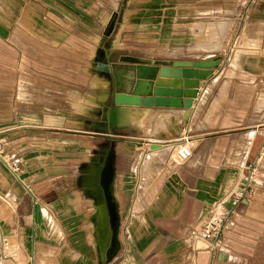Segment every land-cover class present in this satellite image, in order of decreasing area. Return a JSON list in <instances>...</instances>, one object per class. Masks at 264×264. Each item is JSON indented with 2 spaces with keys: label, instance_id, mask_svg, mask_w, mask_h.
I'll use <instances>...</instances> for the list:
<instances>
[{
  "label": "crops",
  "instance_id": "crops-1",
  "mask_svg": "<svg viewBox=\"0 0 264 264\" xmlns=\"http://www.w3.org/2000/svg\"><path fill=\"white\" fill-rule=\"evenodd\" d=\"M256 2L264 7V0ZM255 19L250 50L220 56L213 73L199 79L190 108L121 106L125 114L116 128L150 111L148 132L126 136L132 146L125 150L109 138L106 146L82 144L80 152L88 159L75 186L70 172L50 169L59 160H37L34 150H23L25 135H31L26 124L10 126L31 118L34 111L21 104L36 102V85L24 84L21 52L8 41L9 32L0 33V144H17L8 153L23 151L17 175L8 166L10 157L0 155V264H264V116L256 110L262 95L264 100V10ZM95 77L106 83L97 70ZM106 96L100 88V101ZM100 107L88 106L92 121ZM179 130L189 134L191 157L168 171L162 162L170 151L165 142ZM107 145L114 151L112 192L119 217V246L110 257L113 233L103 185L109 164L97 160L95 170H81L90 159L107 155ZM85 174L92 178L85 181ZM96 209L101 235L92 221ZM215 211L225 217L212 255L195 249L194 241L217 219Z\"/></svg>",
  "mask_w": 264,
  "mask_h": 264
},
{
  "label": "rangeland",
  "instance_id": "rangeland-1",
  "mask_svg": "<svg viewBox=\"0 0 264 264\" xmlns=\"http://www.w3.org/2000/svg\"><path fill=\"white\" fill-rule=\"evenodd\" d=\"M256 1L0 0V33L9 32L8 41L21 52L24 84L36 85V102L21 104L34 111L31 118L10 123L20 121L29 128L31 135H25L23 150H34L37 160H59L50 169L70 172V183L75 186L79 167L88 159L80 152L82 144L98 146L109 138L112 145L129 149L132 145L125 137L148 132L149 117H154L147 111L142 120L120 129L92 127L88 106L103 103L108 109L115 105L116 93L122 92L114 80L100 84L95 77L96 65L105 60L107 52L114 51L108 59L111 73L114 67L127 65L134 70L133 82L154 71L152 60L171 61L174 56L204 60L244 52L255 28V15L264 10ZM102 87L107 96L100 101ZM126 92L132 94V87ZM263 103L262 95L256 110L264 116ZM136 106L146 107L140 102ZM16 145L7 148L1 143L0 155L21 160L22 150L8 153ZM61 160L65 161L60 164ZM218 214L215 211L213 218L218 219Z\"/></svg>",
  "mask_w": 264,
  "mask_h": 264
},
{
  "label": "bare ground",
  "instance_id": "bare-ground-1",
  "mask_svg": "<svg viewBox=\"0 0 264 264\" xmlns=\"http://www.w3.org/2000/svg\"><path fill=\"white\" fill-rule=\"evenodd\" d=\"M240 50H243V49H240ZM248 50H250V49H248ZM258 53H259V49H258ZM112 54H113L112 51H108L107 57H105V60L96 65V70H97L98 75L101 78H103V80L105 82L109 79L114 80L116 88L118 90H122V92L116 93L115 98H114L116 103H115V105L110 106L108 109L106 108V106L103 103L101 104V107L98 109V111L95 114L94 121L91 120V125L96 130L114 129L116 127V125L118 123H120L121 120H123V118H124V114H125L124 108H120V107L124 106V105L136 106L140 101L139 95L142 92H144V90L146 92H149V90L151 91L154 89L157 92H168V93H170L172 91H175V89L170 87L171 83L177 84V87H179L180 85L183 86L182 85L183 80H180V79L179 80L178 79H161V82H163L166 85H157L155 87L152 85L151 78H148L149 79L148 83L141 82L143 79H147L144 77H139L138 79H135L133 82L134 70L127 65L116 66L113 69V73H111V71L109 69V65H108V59L111 57ZM232 55H233V53H232ZM231 61H232V59H231ZM233 63H236V59H235V62H233ZM228 64H230V63H228ZM228 66H230V65H228ZM211 71H212L211 69L202 70L201 75L203 77H207L210 75ZM130 82H132V85L129 87ZM127 87H129V88H127ZM131 87L133 89V93L128 94L126 92V90L130 89ZM150 87H152V88L150 89ZM106 152H107L106 153L107 154V161H108L109 170H110V177H108L107 188L105 189V191H106V196H107V205L109 207L110 221H111L112 233H113L112 245L107 252V257H110L112 254H114L116 252V250L118 249V246H119V243H118L117 238H116V234L118 231V221H119L118 219H119V217H118V212H117V208H116V204H115L114 196H113V192H112V185H113L112 161H113L114 157H113V152L111 151L109 146H107ZM96 167H97V164H96V161L94 160L92 163H89L88 165H86V169H84L83 172H86V173L89 171L91 172V171L95 170ZM83 178L87 181V180L92 178V174H85ZM87 192H89V190H87ZM88 194L91 195L90 192ZM92 200H93V202L96 201V199L93 197H92ZM98 212H99V209H96V214L93 217L92 221L94 222V224L97 225L98 233H99V235H101L102 230L100 228V224H101L102 220H101V217L98 215Z\"/></svg>",
  "mask_w": 264,
  "mask_h": 264
},
{
  "label": "water",
  "instance_id": "water-1",
  "mask_svg": "<svg viewBox=\"0 0 264 264\" xmlns=\"http://www.w3.org/2000/svg\"><path fill=\"white\" fill-rule=\"evenodd\" d=\"M134 58V57H133ZM134 61H139L134 58ZM222 62L221 58H209L204 60H176V61H164V60H152L154 65V71L145 76H139L144 78H151L152 85H166L161 82V79H180L183 80V86L177 87V84L171 83V88L175 89L170 93L157 92L154 89L147 94H140V104L146 107H185L190 108L193 98L198 93L199 79H205L201 75L202 70L213 69L218 67ZM212 72V71H211ZM138 77V78H139ZM137 78V79H138ZM116 86V85H115ZM133 93V89H132ZM158 144H151L150 148H156ZM105 159L107 161V155L102 153L99 155L98 163ZM106 163V162H105ZM108 166V165H107ZM105 168V182L104 190L107 188L108 180V167ZM103 195V194H102ZM105 198L107 199L106 194ZM104 201V197L101 200ZM111 222V221H110ZM112 228V226H111ZM195 249H208L209 245L204 240L196 238L194 241Z\"/></svg>",
  "mask_w": 264,
  "mask_h": 264
},
{
  "label": "built area",
  "instance_id": "built-area-1",
  "mask_svg": "<svg viewBox=\"0 0 264 264\" xmlns=\"http://www.w3.org/2000/svg\"><path fill=\"white\" fill-rule=\"evenodd\" d=\"M189 135L188 133L182 132L181 134L172 137L167 142H165V146H170V151L167 155L166 160V168L168 171H174L176 168L185 164L189 158L191 157V147L188 143ZM20 158L14 156L12 159L10 158L8 161V166L10 170L17 175L18 163L20 162ZM243 194L240 193L236 195L235 201L237 202ZM222 217H225V213ZM222 217L215 219L209 225V229L203 236H195L196 238H200L204 240L209 245V250L212 252V255L215 253L217 249V239H218V231L220 228ZM5 249V245H4ZM4 250H2L3 253Z\"/></svg>",
  "mask_w": 264,
  "mask_h": 264
},
{
  "label": "flooded vegetation",
  "instance_id": "flooded-vegetation-1",
  "mask_svg": "<svg viewBox=\"0 0 264 264\" xmlns=\"http://www.w3.org/2000/svg\"><path fill=\"white\" fill-rule=\"evenodd\" d=\"M104 146V145H103ZM99 158V155L96 157L95 161H97V159ZM94 160L93 159H90L87 163H85L81 168H82V171L84 169H86V165H88L89 163H92ZM86 181V180H85ZM89 193V192H88Z\"/></svg>",
  "mask_w": 264,
  "mask_h": 264
}]
</instances>
